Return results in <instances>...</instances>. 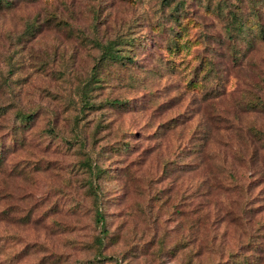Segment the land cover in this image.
Listing matches in <instances>:
<instances>
[{
    "label": "rangeland",
    "instance_id": "1",
    "mask_svg": "<svg viewBox=\"0 0 264 264\" xmlns=\"http://www.w3.org/2000/svg\"><path fill=\"white\" fill-rule=\"evenodd\" d=\"M174 1L15 0L0 12V264L94 259L87 157L106 173L109 232L92 264H264V0H183L167 50L156 25ZM119 34L142 43L137 67L101 68L92 95L127 104L81 110L93 40Z\"/></svg>",
    "mask_w": 264,
    "mask_h": 264
},
{
    "label": "trees",
    "instance_id": "2",
    "mask_svg": "<svg viewBox=\"0 0 264 264\" xmlns=\"http://www.w3.org/2000/svg\"><path fill=\"white\" fill-rule=\"evenodd\" d=\"M15 0H0V12L6 11L13 8ZM164 6V5H163ZM185 1L177 0L172 4L168 2L166 5V9L168 10V15H165V22L162 24H157V34L166 35L167 38V50L177 49V37L179 33L175 30L177 27L182 26V22L187 18L186 11L184 10ZM181 10V11H180ZM230 15L233 14V11L228 12ZM168 24V29L165 30V25ZM35 26L27 28V33L33 35V31H35ZM96 48L98 49V55L95 59V65L92 68L91 78H89L85 83H83L77 89L78 102L81 110H93L96 108H101L103 105H109L114 107H124L127 102H122V100L114 99L113 101H103L99 102L98 105L94 102V95L92 93L101 88L98 83L102 82L103 79H99L101 71L100 69L103 67H107L110 65L118 66L121 69L125 70H134L137 67V59H136V51L143 46L140 40L137 38L129 37L127 34H119L115 35L112 39L107 40L105 43H102L98 38L93 40ZM35 113H20L16 115L19 120L18 127L27 129L29 124L33 122ZM18 129V128H17ZM22 130V129H18ZM52 131V130H51ZM53 132V131H52ZM13 135H15V130H13ZM76 143L80 145V148H85V140L83 138L76 140ZM123 149L126 151L125 147ZM7 148H3L0 143V169L3 164V152L7 151ZM10 149V147H9ZM83 164L85 165V170L88 174L87 176V190L89 195L92 198V207L94 210V222L96 226L99 228V234L94 238L93 246H94V259L91 260L88 264L92 263H100L105 257H102V248L105 245V239L108 237L109 232L106 229L104 216L101 211L103 196L101 193V189L98 185H96L97 179L102 178L106 173L102 171L100 168L96 167L91 163L90 157H87L83 160ZM233 261V264H254L252 261L248 260L246 256H238ZM243 259V260H242ZM39 264V261H38Z\"/></svg>",
    "mask_w": 264,
    "mask_h": 264
}]
</instances>
